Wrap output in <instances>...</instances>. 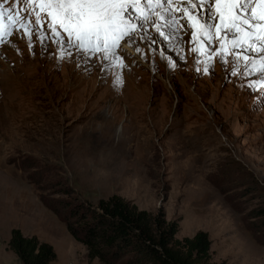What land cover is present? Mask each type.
Wrapping results in <instances>:
<instances>
[{
    "label": "rangeland",
    "instance_id": "1",
    "mask_svg": "<svg viewBox=\"0 0 264 264\" xmlns=\"http://www.w3.org/2000/svg\"><path fill=\"white\" fill-rule=\"evenodd\" d=\"M166 6L143 23L127 11L137 31L112 51L132 61L121 56L120 64L109 53L107 73L103 52L54 37L48 21L36 25L34 15L31 40L23 28L4 25L7 34L0 28V264H21L8 245L13 228L51 243L58 254L52 264H102L89 262L86 246L40 199L29 177L43 169L42 193L52 199L97 205L118 194L141 209H163L167 220L179 222V239L207 231L213 261L264 264V246L247 218L264 203V53H245L252 61L245 66L242 56L234 61L229 36L215 29L200 37L191 29L198 40L165 50L176 66L168 71L153 27ZM24 7L19 0L18 10ZM103 112L119 115L117 124L101 127ZM118 128L123 135L114 134ZM64 185L72 187L69 195L59 192Z\"/></svg>",
    "mask_w": 264,
    "mask_h": 264
},
{
    "label": "trees",
    "instance_id": "2",
    "mask_svg": "<svg viewBox=\"0 0 264 264\" xmlns=\"http://www.w3.org/2000/svg\"><path fill=\"white\" fill-rule=\"evenodd\" d=\"M42 171L39 177L30 176V182L38 185L40 199L66 223L73 238L86 246L90 263L99 259L102 264H227L212 260L207 231L177 238L179 222L167 220L163 209L153 213L118 194L100 199L97 205L44 195L46 185L41 181L47 170ZM71 190L64 185L59 192L69 195ZM247 218L249 229L264 246V203L250 209ZM8 245L21 264H52L58 258L51 243L25 235L20 228L12 229Z\"/></svg>",
    "mask_w": 264,
    "mask_h": 264
},
{
    "label": "snow or ice",
    "instance_id": "3",
    "mask_svg": "<svg viewBox=\"0 0 264 264\" xmlns=\"http://www.w3.org/2000/svg\"><path fill=\"white\" fill-rule=\"evenodd\" d=\"M183 2L187 5L185 11L190 8L194 15L199 16L212 36L215 35L214 30L217 27V14L212 10L215 3L220 24L228 25L222 27L221 31L225 37L230 36L237 42L233 50L235 62L239 63L242 56L247 66L252 61L245 53H264V0H183ZM23 3L25 5L23 11L17 10L19 0H16L17 8L5 9L3 3H0V28H4V25H11L17 30L23 28L31 40L30 29L33 21L29 19V15H34L36 25L48 21L54 37H60L61 33L57 30L59 28L67 34L71 46L91 54L103 52L105 60L109 59L110 53L113 58L119 60L117 53L112 50L119 46L120 40L126 36L130 37L137 31V26L127 18L128 8L139 10L144 0H23ZM153 3L156 8H163L165 3L171 5L173 0H148L149 9H152ZM256 6H259L258 13ZM152 11L154 13V9ZM170 11V7L166 9V12ZM141 18L147 21L150 17L142 14ZM183 18V16L177 18L175 15L162 16L161 19H165L166 23L153 24V27L163 36L162 27L176 26L179 19ZM4 32L7 34V28H4ZM39 38L43 41L46 37L41 34ZM248 40L250 43L243 42ZM207 43L211 44L212 40H207ZM63 53L62 46V57ZM221 59L224 60L223 55ZM259 70L264 71V56L260 57Z\"/></svg>",
    "mask_w": 264,
    "mask_h": 264
},
{
    "label": "bare ground",
    "instance_id": "4",
    "mask_svg": "<svg viewBox=\"0 0 264 264\" xmlns=\"http://www.w3.org/2000/svg\"><path fill=\"white\" fill-rule=\"evenodd\" d=\"M174 2H178L179 3V6L177 7V8H172L171 7V5H168V6H166V8H169L170 7V9H171V11L170 12H168V13H166V14H164V13H161L160 11H157V14H159V16H164V17H167V16H171V15H178V16H183L184 18L183 19H180L179 21H178V25H176V27L177 28H182L183 29V31H184V33H182V31L181 30H179V31H181V32H179L178 30H175V28L174 27H170V26H164V27H162L161 28V31L164 33V35L162 36V35H160L159 33H157V36H158V40H159V42H160V49H159V56H158V58L159 59H162L163 61H164V64H166V62L168 63V65H167V70L168 71H171L173 68H175V67H173V65H172V63H170L169 62V59L170 58H168L167 57V54H166V49L167 48H169L173 43H182V42H188V40L189 41H191V40H193V33L191 34L190 33V30L192 29V30H200L201 31V33H200V37L202 36V34H208V30L205 28V26H204V22H203V20H201V18L199 17V16H196V15H194L193 13H192V10L190 9V8H188L187 9V11H185V8L187 7V5L186 4H184V2H183V0H174L173 1V3ZM213 6L214 7H212V10L214 11V13H216L217 15H218V18H217V27H216V29L218 30V34H220L221 32H223V31H221V28L222 27H227L228 25H222V24H220V22H219V13H218V11H217V7H216V5H215V3L213 4ZM141 7H143L144 9H145V11H146V13L145 14H143V15H146V14H151L152 13V9H154V10H157V8L155 7V4L153 3V5H152V9H149L148 8V0H144V3H143V5L141 6ZM166 8H164V9H166ZM133 10V13H136V17L137 18H139V19H142L141 18V12H140V10H138V9H136V8H132V7H129L128 8V13L129 14H131V11ZM222 10V9H221ZM256 11H257V13L259 12V6H256ZM177 13V14H176ZM155 14V13H154ZM128 19H130V21L131 22H133V20H132V18L130 17H128ZM145 20L143 19V20H140V22H138V23H143ZM148 22V21H147ZM166 23V20L165 19H162L161 20V23H159L160 25H164ZM132 24H134V22L132 23ZM147 24V23H146ZM140 25V24H139ZM199 28V29H198ZM176 31H178L177 33H176ZM157 32V31H156ZM186 32V33H185ZM188 33H190L191 34V37L189 36L190 34H188ZM224 34V33H223ZM222 33H221V35H223ZM238 35H240L239 33H238ZM210 36V35H209ZM217 36V35H216ZM165 37H167V39L165 38ZM210 38V37H209ZM225 38V37H224ZM196 40H198V37H196L195 38ZM229 42H227L228 43V45L230 46V47H234V44H236L237 42L236 41H233V39L229 36V40H228ZM243 42H248V43H250V40H248V41H243ZM170 45V46H169ZM258 46V45H257ZM124 48L127 50V52L128 53H137V52H135L136 51V47H135V45L134 44H130V45H125L124 46ZM141 48V47H140ZM123 51H121V52H119V53H117V55H118V57H119V63L121 64V62H120V57L121 56H123V58L121 59V61L123 62V63H126V61L127 62H131L132 61V59H130L129 57H127V54L125 53L124 55H123ZM168 53V52H167ZM90 55V54H89ZM111 55V54H110ZM109 55V56H110ZM147 55V51H146V49L144 48L140 53H139V57H137L136 58V61H137V63H139V61L141 62L142 60V58L143 57H145ZM158 55V54H157ZM87 59L89 60V58H87V56L85 57V58H83L82 59V62H86L87 61ZM115 58H113V60H114ZM172 59V58H171ZM104 60V62H106V63H104V67L102 68V72L103 73H107L108 71H110V69H111V67H109V62L108 61H105V59H104V56L102 57V61ZM175 60V59H174ZM111 61H112V59H111ZM161 61V60H160ZM113 62V61H112ZM111 62V63H112ZM116 62V61H115ZM136 63V62H135ZM86 64V63H85ZM84 64V65H85ZM89 64V63H88ZM159 64V63H158ZM166 66V65H165ZM152 68V67H151ZM99 69V68H98ZM154 71H155V67H153L152 68ZM101 72V74H103ZM100 73V72H99ZM116 109V108H115ZM118 116L119 115H117V114H115L114 112H112V113H108V114H106V112H103L102 114H100L99 115V117H100V121H102V122H100V123H98L101 127L102 126H104V125H107V126H110V125H112V126H115L116 124H117V120H118ZM116 128H117V126H116ZM115 131H117L116 133H114V134H116V135H119V136H121V135H123L124 134V130H122V129H120V128H118V129H116Z\"/></svg>",
    "mask_w": 264,
    "mask_h": 264
}]
</instances>
